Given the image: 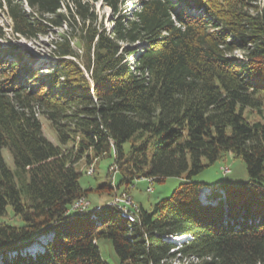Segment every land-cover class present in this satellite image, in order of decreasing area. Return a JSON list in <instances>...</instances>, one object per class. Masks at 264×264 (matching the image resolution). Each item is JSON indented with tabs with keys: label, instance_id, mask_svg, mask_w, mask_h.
Segmentation results:
<instances>
[{
	"label": "trees",
	"instance_id": "obj_1",
	"mask_svg": "<svg viewBox=\"0 0 264 264\" xmlns=\"http://www.w3.org/2000/svg\"><path fill=\"white\" fill-rule=\"evenodd\" d=\"M100 1L112 11L109 30ZM128 2L0 0L14 38L67 27L44 68L0 25V264H108L100 238L120 264H264V6L137 0L128 13ZM228 155L244 161L248 183L238 192L210 183L219 190L202 198L207 183L194 176ZM102 158L107 173L118 164L115 183L84 188L78 164L94 162V176ZM168 177L183 180L150 210L139 204L134 222L116 207L72 210L83 196Z\"/></svg>",
	"mask_w": 264,
	"mask_h": 264
},
{
	"label": "rangeland",
	"instance_id": "obj_2",
	"mask_svg": "<svg viewBox=\"0 0 264 264\" xmlns=\"http://www.w3.org/2000/svg\"><path fill=\"white\" fill-rule=\"evenodd\" d=\"M137 0H129L126 3V11L129 13L130 11H134L136 9ZM260 6H264V0H260ZM96 14L98 16V23L101 27L111 29L112 23V11L111 8L106 4L97 2L95 5ZM0 25L7 32V35L10 36L13 40L17 41L23 48L29 50L34 56L38 58L39 65L42 67H49L54 65V60L52 59V49H53V41L60 40V36L67 30V27L63 25L62 27L53 28L47 35L38 36L37 38L27 39L25 37H17L14 38L12 34V21L7 14L5 7H0ZM140 45L137 46V48ZM234 56L241 58L243 56V51L241 49L233 52ZM43 122V130L44 134L47 138H49L53 143L59 144L57 135L55 130L53 129L51 123L44 117L41 116ZM3 156L6 160L7 165L11 169H15L14 161L11 156L10 151L7 148L3 149ZM110 163L109 158H102L99 163H97V172L94 176L89 175L87 173L88 168L91 166L86 165L85 162L81 161L78 164V169L83 173L81 177V184L84 188H88L90 186L96 187L97 185L104 184L111 179L113 182V178L110 177V168L107 167ZM95 164V163H94ZM229 168V171L224 174L222 169ZM96 169V164L95 168ZM94 173V172H93ZM108 174V176H107ZM118 176L115 175L116 179ZM248 174L244 161L240 158H233V156L228 155L225 161H218L214 165H211L205 168L201 173L194 176V180L200 183H214L222 180H227L231 184L234 185V191H243L242 187L248 183ZM182 178L180 177H168L162 182H154L152 185L146 181L136 182L132 188L129 189L130 192H127L128 195L132 198V201L136 204H141L145 209L150 210L153 205L161 199L168 198L171 196L173 191L177 188L180 182H182ZM152 186L153 191L149 192L147 187ZM87 199L91 202V206L95 205H105L111 203L114 197H110L109 195L103 194H90V196H86ZM217 197V196H216ZM222 197V196H221ZM223 198V197H222ZM222 198H218L221 200ZM102 201L103 204H99ZM202 202V201H201ZM209 203L211 201H208ZM103 212V211H102ZM86 221H89L86 219ZM20 244V243H18ZM98 247L100 249L101 255L103 259L108 264H120L119 257L114 249V245L112 240L107 238H100L98 240ZM31 251H33L31 249ZM17 255H25V253L18 251L9 252L8 259L15 258Z\"/></svg>",
	"mask_w": 264,
	"mask_h": 264
},
{
	"label": "bare ground",
	"instance_id": "obj_3",
	"mask_svg": "<svg viewBox=\"0 0 264 264\" xmlns=\"http://www.w3.org/2000/svg\"><path fill=\"white\" fill-rule=\"evenodd\" d=\"M113 165H114V178H115V175H117L119 173V167H118V164L116 163H113L111 164V166H109L110 170H112L113 168ZM229 171V168H225V172H228ZM93 172H95L94 170V162L91 164V166L88 168V171L87 173L89 175H92L94 174ZM113 180V179H112ZM113 184H114V180H113ZM219 188L218 184H215L214 185V190H211L210 186H203L202 187V190L200 191V194H201V197L204 198L206 196H208L210 193H212L213 191L217 190ZM219 190V189H218ZM215 194V193H214ZM124 196H126V199L128 200H132V198L128 195V193H124ZM209 198V196H208ZM115 199V198H114ZM114 201V200H113ZM212 201V200H211ZM205 202V201H204ZM91 206V202L87 199V197L83 196L81 198H79L76 202H74V204L72 205V210H76V211H79V206ZM118 208V207H116ZM103 208H100V209H94L93 211H91L92 213L93 212H99L101 211ZM119 209V208H118ZM120 210V214L123 218H126L127 220H130L132 222H134L137 218V214H138V211H139V205L134 203L133 202V205H129V212H133L134 213V216L130 215L129 213H127L126 211H121ZM97 214V213H96ZM82 215H85V214H82ZM91 215V214H89ZM102 215V214H101ZM94 218V217H93ZM101 224V223H100ZM176 263V262H174Z\"/></svg>",
	"mask_w": 264,
	"mask_h": 264
},
{
	"label": "built area",
	"instance_id": "obj_4",
	"mask_svg": "<svg viewBox=\"0 0 264 264\" xmlns=\"http://www.w3.org/2000/svg\"><path fill=\"white\" fill-rule=\"evenodd\" d=\"M94 168H95V164H94ZM222 170H223L224 174H226L225 169H222ZM109 172L111 173L110 174V177L113 178L114 183H115V180L116 179H114V165H113L112 170L109 171ZM140 180L141 181L147 180V181L150 182L151 185L153 184V179L152 178H148V179L142 178ZM214 185L215 184H205V186H210L211 190H214ZM147 190L149 192H151V191H153V187L152 186H149V187H147ZM201 190H202V188H200V191ZM129 205H133V201L126 199V196H124V193H122V194L115 195L114 201H112L109 204H105V205H95V206H88V205H86V206H79V211H77L76 213L78 215L79 214H89L94 209H100V208H105V207H118L119 209H121V211H126L130 215L134 216V213L133 212H129Z\"/></svg>",
	"mask_w": 264,
	"mask_h": 264
},
{
	"label": "crops",
	"instance_id": "obj_5",
	"mask_svg": "<svg viewBox=\"0 0 264 264\" xmlns=\"http://www.w3.org/2000/svg\"><path fill=\"white\" fill-rule=\"evenodd\" d=\"M99 204H103L102 201Z\"/></svg>",
	"mask_w": 264,
	"mask_h": 264
}]
</instances>
